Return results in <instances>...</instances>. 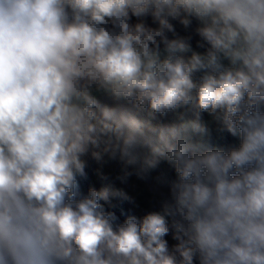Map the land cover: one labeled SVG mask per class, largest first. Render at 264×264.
Masks as SVG:
<instances>
[{
	"label": "clouds",
	"instance_id": "1",
	"mask_svg": "<svg viewBox=\"0 0 264 264\" xmlns=\"http://www.w3.org/2000/svg\"><path fill=\"white\" fill-rule=\"evenodd\" d=\"M0 264H264V0H0Z\"/></svg>",
	"mask_w": 264,
	"mask_h": 264
}]
</instances>
